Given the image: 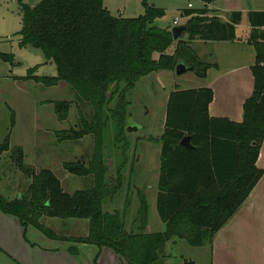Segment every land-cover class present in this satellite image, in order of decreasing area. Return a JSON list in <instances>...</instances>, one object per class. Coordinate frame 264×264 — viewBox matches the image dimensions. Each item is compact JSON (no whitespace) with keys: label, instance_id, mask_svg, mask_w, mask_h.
<instances>
[{"label":"trees","instance_id":"1","mask_svg":"<svg viewBox=\"0 0 264 264\" xmlns=\"http://www.w3.org/2000/svg\"><path fill=\"white\" fill-rule=\"evenodd\" d=\"M21 5L20 47L42 49L47 61L58 69L56 76H39L35 66L21 79H33L47 86L66 82L81 102L93 106L91 118H83L79 129L57 132L60 140L94 135L96 146L89 163L64 164L72 174L92 177L93 184L67 192L54 172H36L25 162L24 149L11 147L9 132L0 144V157L10 151L15 164L32 176V181L14 199L0 192V210L18 217L25 230L34 226L53 239L106 246L127 264H166L164 249L168 242L185 240L196 247L211 245L264 175V169L256 165L264 140V10L248 13V42L256 51L252 66L255 84L252 95L244 102L242 122L209 114L214 97L209 87L171 92L160 137L157 194V209L165 229L147 232L149 204L145 198L140 197L138 217L129 229L126 214L130 198L122 211L104 209L108 198L113 200L122 187L123 166L127 165L129 91L145 76L176 69L181 60L194 66L198 77H206L208 69L217 64L201 58L190 43L236 41L243 12L232 11L230 20L225 22L210 15L212 10L208 7L183 9L182 17H188V37L180 39L175 51L168 53L174 43L172 31L155 24L165 10L147 0L145 13L131 18L112 14L104 0H40L34 6ZM0 57L16 64L13 53H0ZM70 107L67 100L56 103L59 120L67 119ZM110 121L124 149L123 166L117 169L115 184L108 181L110 168L104 152V135ZM185 136H192L195 148L181 144ZM43 217L86 218L89 232L83 236H61L42 222ZM183 264L198 263L187 260Z\"/></svg>","mask_w":264,"mask_h":264},{"label":"rangeland","instance_id":"2","mask_svg":"<svg viewBox=\"0 0 264 264\" xmlns=\"http://www.w3.org/2000/svg\"><path fill=\"white\" fill-rule=\"evenodd\" d=\"M21 2L33 6L39 0H0V53H13L16 61L13 65L0 57V144L11 132V147L21 146L25 152V162L36 172L51 170L63 182L64 189L71 192L90 187L93 184L92 177L72 174L65 169L64 164L89 163L96 146L94 135L89 134L75 140H60L57 132L79 129L83 118H91L93 106L81 102L66 82L47 86L33 79H21L35 66H38L35 74L39 76L52 77L58 73L57 65L47 61L42 49L33 46L20 47L18 32L22 27ZM144 2L145 0H104L106 8L112 14L130 18L145 13ZM147 3L165 10L164 16L157 18L155 24L170 29L177 17L181 23L184 22L181 11L188 8L189 3L194 8L202 6V0H147ZM239 31L241 34L243 28L240 27ZM187 37L188 33L183 39L186 40ZM178 41H174L167 50L168 53L175 51ZM201 84L203 80L194 71L180 76L176 69L163 70L137 82L136 87L128 94L130 105L125 135L129 149L125 167L123 143L116 139L113 122L110 121L106 128L104 152L106 164L110 168L108 181L115 184L117 169L123 166V183L114 199L108 198L104 209L109 212L117 209L122 211L130 198L131 206L126 214L128 229L138 217L140 197L145 198L149 204L146 231L165 229V223L158 213L156 194L162 152L160 137L165 128L167 104L172 91L178 88H195ZM64 100L70 101L71 107L67 119L59 120L55 105ZM12 113L15 115L14 126ZM28 179L32 181V176L18 168L11 152H5L0 157V192H8L4 187L10 186V192L13 193ZM150 184L154 186L148 187ZM27 187L26 185L23 188ZM154 220L155 226L152 225ZM206 251L205 246L196 247L185 240H177L166 244L164 260L166 264H183L187 260L204 262L208 257Z\"/></svg>","mask_w":264,"mask_h":264},{"label":"crops","instance_id":"3","mask_svg":"<svg viewBox=\"0 0 264 264\" xmlns=\"http://www.w3.org/2000/svg\"><path fill=\"white\" fill-rule=\"evenodd\" d=\"M202 7H208L212 10L210 15H217L225 22L230 20L232 11L243 12L242 22L237 26L236 41L194 40L190 43L201 58L217 64L208 69L206 77L201 78L203 84L195 87H209L213 90L214 97L209 104V114L242 122L244 102L252 95L255 84L252 66L256 60V51L248 42L251 32L248 13L251 10H264V0H202L200 8ZM188 8H194V5L192 7L188 5ZM183 19L185 23L188 17ZM179 24H182L181 21ZM240 27L243 28L241 34ZM256 165L264 169V140ZM30 183L28 179L13 193L10 192V186H5L4 189L8 192L1 193L9 199H14L21 196L26 190L23 187L29 186ZM153 186L150 184L148 187ZM157 219L158 217L155 218L156 222ZM155 220L152 223L154 226ZM42 222L61 236H83L89 232V219L43 217ZM152 225L150 224V227ZM147 232L156 231L153 229ZM205 248L208 254L206 260L193 261L198 264H264V175L241 208L219 230L213 243ZM72 250L77 252L73 253ZM0 264H127V262L106 246L99 248L94 244L53 239L34 226L25 230L18 217L0 210Z\"/></svg>","mask_w":264,"mask_h":264},{"label":"water","instance_id":"4","mask_svg":"<svg viewBox=\"0 0 264 264\" xmlns=\"http://www.w3.org/2000/svg\"><path fill=\"white\" fill-rule=\"evenodd\" d=\"M188 28V25L185 23L174 25L171 29L174 41L183 39L184 35L188 33ZM188 71H194V66L188 65L185 60L179 61L176 66L177 74L181 76ZM181 144L188 148H195L192 144V136H185L182 139Z\"/></svg>","mask_w":264,"mask_h":264},{"label":"built area","instance_id":"5","mask_svg":"<svg viewBox=\"0 0 264 264\" xmlns=\"http://www.w3.org/2000/svg\"><path fill=\"white\" fill-rule=\"evenodd\" d=\"M190 7H192V4H189ZM180 23V18L177 17L176 20H175V25H178ZM264 64V62H263Z\"/></svg>","mask_w":264,"mask_h":264}]
</instances>
